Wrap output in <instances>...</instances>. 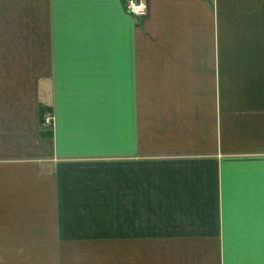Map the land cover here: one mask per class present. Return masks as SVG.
<instances>
[{
    "label": "crops",
    "instance_id": "1",
    "mask_svg": "<svg viewBox=\"0 0 264 264\" xmlns=\"http://www.w3.org/2000/svg\"><path fill=\"white\" fill-rule=\"evenodd\" d=\"M144 3L0 0V84L31 91V110L0 109V141L43 102L34 148L56 161L17 134L0 154L19 157L0 160V264L79 246L96 264H264V0ZM80 214L96 231L73 242Z\"/></svg>",
    "mask_w": 264,
    "mask_h": 264
},
{
    "label": "rangeland",
    "instance_id": "2",
    "mask_svg": "<svg viewBox=\"0 0 264 264\" xmlns=\"http://www.w3.org/2000/svg\"><path fill=\"white\" fill-rule=\"evenodd\" d=\"M137 2L138 3L141 2V4H142V10L141 11L137 10L138 13H142V14H133V15L134 16L146 15L147 7L144 3V0H137ZM128 7H129V5H128ZM2 57H3V54H0V58H2ZM33 87H34L33 91H35V86H33ZM42 88H41L40 93H43V97L41 94H40V97L46 98L47 87L43 86ZM27 93L31 94V91L28 88H26V86H24V85L14 84V85H10V86H3L2 84H0V109L12 108V105L14 103V106L17 109L20 108V104H21V109L31 110L30 106H27L29 103H31L30 100H27V99H29V97H27V95H26ZM35 93H36V91H35ZM7 103H10V107L7 106ZM21 118L23 119L24 127H25L26 131H24V132L20 131L19 128L17 127V124L13 120L11 122L12 124L11 123L9 124L10 130L6 133L9 137V141H0V154L4 153L5 152L4 150L14 147V144L12 143L11 140L15 139V134H17V142L19 140H22L21 142L23 143V146H22L23 149L22 150L33 152V154L25 155L24 158L25 159H32L33 161H36V162L38 161L39 163L48 166V163H49L48 161L53 159L55 156L52 157V156L41 155V153L36 152L38 150L36 148H34L36 145L34 143L35 137L33 136V134L35 131L36 132L40 131L41 126L39 124V121H37L36 117L33 116L29 111H26L25 114L22 115L20 118H15V120L17 122H20ZM44 118H45V123L51 124V126L53 128V126L55 124V118H54L53 114L46 112L44 114ZM99 133L100 132H98V134ZM19 134H21L22 136H19ZM102 134H103V132H101L100 137H102ZM88 135H92V134H88ZM110 141H111V138H109V140H107V142L104 143L103 145H105V144L109 145ZM17 147H18V144H17ZM259 151H264V150H259ZM259 151H257V152H259ZM254 154H256V152L253 153L252 155H254ZM17 157L18 156H6V157H4V154H3L2 156H0V160H6V159L14 160V159H17ZM51 162L53 163L56 161L51 160ZM52 163H50V164H52ZM108 189H109V186L104 185L103 190H108ZM83 208L84 207H82L81 209H83ZM91 215L93 216V214H87L86 218L85 217L83 218V216L80 214V215H77L76 217L69 218L71 221L79 220L75 225L76 228H73V230H72L73 235H77V236L70 237V238H73V240H72L73 242L76 241L77 239H80V238L83 239V237H80V236L84 233L87 234L88 232H95L96 231V229L93 227L94 221H92L93 217ZM102 216H103V214H102ZM84 220H86V221H84ZM82 222H83V224H82ZM125 222L126 221L124 220V224H125ZM85 224L87 225V227ZM90 224H91V227H90ZM103 224H104L103 229L115 230L112 227V221H111V215L110 214H107L104 217ZM124 227H125V225H124ZM122 232H124V233L126 232V227L123 228ZM94 249H98V247H91V248L87 247L86 248V246H81V247L79 246V249L74 250L75 252L77 251L75 259L67 262V264H96L95 261L92 259L91 255L93 256L94 254L99 253V250H94ZM32 263H36V261H32Z\"/></svg>",
    "mask_w": 264,
    "mask_h": 264
},
{
    "label": "trees",
    "instance_id": "3",
    "mask_svg": "<svg viewBox=\"0 0 264 264\" xmlns=\"http://www.w3.org/2000/svg\"><path fill=\"white\" fill-rule=\"evenodd\" d=\"M48 112L51 113L52 112V107L44 104L43 102L39 103V108H38V117H39V124L41 126L39 134L42 138H48L51 137L53 134L52 131V126L51 124H47L45 123V118H44V114Z\"/></svg>",
    "mask_w": 264,
    "mask_h": 264
},
{
    "label": "built area",
    "instance_id": "4",
    "mask_svg": "<svg viewBox=\"0 0 264 264\" xmlns=\"http://www.w3.org/2000/svg\"><path fill=\"white\" fill-rule=\"evenodd\" d=\"M127 9L132 14H142V13H138V11L142 10V4L141 2L138 3L137 0H127ZM254 155L264 157V151H259Z\"/></svg>",
    "mask_w": 264,
    "mask_h": 264
}]
</instances>
